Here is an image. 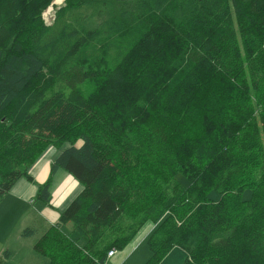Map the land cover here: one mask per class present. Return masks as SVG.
I'll use <instances>...</instances> for the list:
<instances>
[{
  "label": "trees",
  "instance_id": "1",
  "mask_svg": "<svg viewBox=\"0 0 264 264\" xmlns=\"http://www.w3.org/2000/svg\"><path fill=\"white\" fill-rule=\"evenodd\" d=\"M53 1L0 0V199L50 145L36 201L59 170L83 187L34 250L104 264L154 224L146 264L175 247L183 264H264V0H65L48 25Z\"/></svg>",
  "mask_w": 264,
  "mask_h": 264
},
{
  "label": "crops",
  "instance_id": "2",
  "mask_svg": "<svg viewBox=\"0 0 264 264\" xmlns=\"http://www.w3.org/2000/svg\"><path fill=\"white\" fill-rule=\"evenodd\" d=\"M57 156L58 153L53 151L44 155L30 169L33 181L20 179L11 193L0 199V229L6 230L9 226L16 229V242L13 245L8 244V249L4 251L3 257H0V264H49L47 258L34 250L37 241L34 242V237L39 239L55 225L59 221L61 207L68 205L83 188L70 174L59 170L53 176L51 201H36L38 185L48 180L51 165ZM38 220L42 225L35 223ZM154 227V224L147 225L124 250L117 251L115 255L107 258L104 264H146L152 256L147 239ZM26 228L35 229V234L24 237L22 233ZM181 259V253L175 247L160 264H180Z\"/></svg>",
  "mask_w": 264,
  "mask_h": 264
},
{
  "label": "rangeland",
  "instance_id": "3",
  "mask_svg": "<svg viewBox=\"0 0 264 264\" xmlns=\"http://www.w3.org/2000/svg\"><path fill=\"white\" fill-rule=\"evenodd\" d=\"M64 3H65V0H63L62 2H59V0H54L53 3L48 8H46L43 11L44 15H45V18H48L47 19L48 22H50L51 18L54 16V13L56 15L57 9L61 5H63ZM227 80H230V79H227ZM226 86H228V87H226ZM224 92L225 93L229 92V93L234 95L233 96L234 98H231V101L226 102L227 105H230V102H236V104H238L240 106V108L242 107V109H244V108L248 109L250 111V113L252 114V116H257L259 114L258 106L255 103V95H254V93L252 91L249 92L246 89H242L241 87H231L229 85H225ZM218 98H219L218 106H222V104H224L222 102V100H225V96L224 95H222L221 97L218 96ZM224 118H231V116L226 113ZM80 143L81 142L78 141L77 144L79 145ZM253 145H254V143L252 144V146ZM63 148H64L63 146L62 147H55V146H52V145L47 146L46 149L44 150V152L41 154V156L38 158L37 161H39L44 155H47L51 151H53L54 153H58L59 154L62 151L61 149H63ZM243 159H244L245 164H246L247 177L244 176L243 179L240 180V185H242V183L246 184L248 179L253 180V178L255 177V174H256V167L261 162L260 155L254 153V149H253L252 153H250L249 155L244 156ZM250 197H251V192L249 190H247L245 192L244 199H249ZM68 200L66 201V203L68 202ZM66 207H67V205H63L61 207V211H63ZM35 223L42 225V223L39 222V220L36 221ZM15 234H16V229L15 228L12 229V228H10V226L6 230H1L0 229V257H3V253H4L5 250L8 249V244L9 243L11 245L15 244V242H16ZM36 240H38V237H34V242ZM178 250L180 251L181 256H182L180 264H183L185 262V260H186V253L181 248H178ZM110 257H112V256H109V254H108V258H110Z\"/></svg>",
  "mask_w": 264,
  "mask_h": 264
},
{
  "label": "built area",
  "instance_id": "4",
  "mask_svg": "<svg viewBox=\"0 0 264 264\" xmlns=\"http://www.w3.org/2000/svg\"><path fill=\"white\" fill-rule=\"evenodd\" d=\"M62 1H63V0H59V2H62ZM51 7H52V6H51ZM43 17H44L46 23H48V21H47L48 18H45L44 13H43ZM55 17H56V15H55V13H54V16L51 18V20H54ZM114 254H115V250H111V251L109 252V256H112V255H114Z\"/></svg>",
  "mask_w": 264,
  "mask_h": 264
},
{
  "label": "bare ground",
  "instance_id": "5",
  "mask_svg": "<svg viewBox=\"0 0 264 264\" xmlns=\"http://www.w3.org/2000/svg\"><path fill=\"white\" fill-rule=\"evenodd\" d=\"M53 22V20H50V22H48L47 24L49 25V24H51Z\"/></svg>",
  "mask_w": 264,
  "mask_h": 264
}]
</instances>
